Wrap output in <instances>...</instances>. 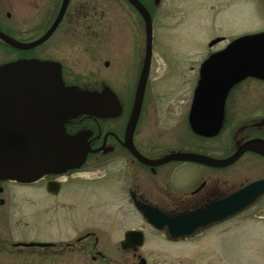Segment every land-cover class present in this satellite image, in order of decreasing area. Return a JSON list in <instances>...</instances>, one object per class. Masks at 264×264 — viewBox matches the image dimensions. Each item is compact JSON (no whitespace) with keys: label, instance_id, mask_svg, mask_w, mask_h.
Segmentation results:
<instances>
[{"label":"flooded vegetation","instance_id":"af4514ba","mask_svg":"<svg viewBox=\"0 0 264 264\" xmlns=\"http://www.w3.org/2000/svg\"><path fill=\"white\" fill-rule=\"evenodd\" d=\"M137 1L153 23L163 0ZM63 2L0 0V32L15 40L25 39L27 28L47 32ZM116 9L132 10L141 19L128 0H109L107 11ZM98 12L91 0H69L45 43L63 27H92ZM128 44L130 52L111 53L104 63L109 72L99 91L91 90L95 74L90 47L87 58L79 62L70 59L68 64L66 58L49 56L43 60L60 65L66 88L113 93L121 112L116 117L81 115L68 121L63 125L59 165L41 166L18 179H0V226L7 227L6 235H0V264L16 263L18 257L21 264H193L195 239L264 203L263 194L246 211L224 217L230 208L227 200L264 180V150H246L229 165L170 159L191 155L225 161L247 144H264V89L241 82L221 104L194 101L196 84L187 100H162L151 87L152 54L131 132L146 42L134 48ZM20 59L40 60L0 55V66ZM115 72L125 73L127 81L115 80ZM192 231L196 232L190 235Z\"/></svg>","mask_w":264,"mask_h":264},{"label":"rangeland","instance_id":"374dc122","mask_svg":"<svg viewBox=\"0 0 264 264\" xmlns=\"http://www.w3.org/2000/svg\"><path fill=\"white\" fill-rule=\"evenodd\" d=\"M91 1L99 11L95 14L92 27H63L47 43L22 55L10 51L0 42V55L12 60L20 56L40 60H48L47 56L66 58L70 64V59H77L74 63L87 58L86 49L90 47L91 56L88 58L95 74L91 90H102L109 72L104 63L111 58V53L127 54L132 47L128 43H132L133 48L138 44L142 47L146 32L134 11L119 12L116 9L111 13L107 11L109 0ZM25 31L27 37L17 41L34 42L43 36L46 28H27ZM263 32L264 0H163L153 22V92L161 94L162 100H187L191 87L199 81L201 64L209 53L224 49L242 36ZM219 37H223L224 41L210 48L209 42ZM90 39L94 44L88 43ZM126 45L129 50H126ZM113 76L115 80L127 81L125 73L118 75L115 72ZM241 85L264 89V80L248 78ZM263 208L264 203H260L240 220L195 239L193 264H264V219L258 218L264 216V212H260ZM222 230L226 232L221 234ZM6 233L7 227L0 226V235ZM17 259L13 264H21L23 259Z\"/></svg>","mask_w":264,"mask_h":264},{"label":"water","instance_id":"95a60500","mask_svg":"<svg viewBox=\"0 0 264 264\" xmlns=\"http://www.w3.org/2000/svg\"><path fill=\"white\" fill-rule=\"evenodd\" d=\"M68 1L64 0L55 22L40 39L21 43L0 32V41L19 51L40 46L57 28ZM128 2L141 16L146 30L145 68L135 95L136 105L130 123L132 132L149 71L153 28L146 9L137 0ZM223 40L224 38H217L209 43V47ZM247 78L264 80V33L238 38L209 57L201 67L194 101H215L222 104L229 90ZM120 112L119 103L111 92L88 93L66 88L61 79L59 64L20 59L1 65L0 179H18L28 176L41 166L59 165L63 149V125L68 121L81 115L103 119L116 117ZM250 149L264 150V144H247L237 155L225 161L191 155H178L170 159L229 165ZM263 194L264 180L250 184L227 200L226 204L230 208L224 217L245 211ZM190 222L191 219L188 223ZM195 232L192 231L190 235Z\"/></svg>","mask_w":264,"mask_h":264}]
</instances>
